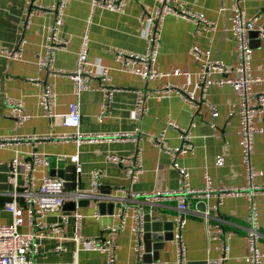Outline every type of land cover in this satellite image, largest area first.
Returning <instances> with one entry per match:
<instances>
[{
	"label": "crops",
	"instance_id": "obj_1",
	"mask_svg": "<svg viewBox=\"0 0 264 264\" xmlns=\"http://www.w3.org/2000/svg\"><path fill=\"white\" fill-rule=\"evenodd\" d=\"M32 1L34 6H48L56 0ZM183 1L195 12H202L216 23L211 32L197 35L192 22L174 15L165 17L156 67L161 72L187 71V75H169L143 81L136 75L117 69L112 48L138 53L146 50L143 19L154 7L156 0H126L124 8L114 12L99 7L91 11L90 0H66L61 35L68 39V44L66 49L55 52L48 71L39 69L38 58L44 51L46 26L52 21L49 14L45 17H34L30 29L25 33L22 60L0 57V137L13 138L11 142L0 146V222L8 223L12 220L11 214L4 209L7 194L11 191V163L15 158L28 159L33 151L43 152L50 157V166L45 169L40 167L38 176L44 173L50 175L53 167L73 166L69 157L77 154L83 170L79 175V191H88V171L93 168L102 172V194H114L121 188L136 192L176 189L179 175L172 166L173 158L152 143L153 137L165 129V143L170 147L180 145L177 131L166 125L168 118L191 129L193 152L180 154L176 160L188 169L189 183L193 189L204 188L205 173L209 175L212 187H238L244 184L241 145L237 134L239 118L237 114L228 115L236 95L227 84L214 85L203 94L196 87L198 63L188 52L193 45H198L211 59L223 62L230 70L236 63L235 40L231 30L235 6L231 0ZM26 7L27 0H0V48H13L19 43L20 23ZM242 9L247 19L255 24L264 20V0H242ZM85 33L88 37V58L109 67L111 83L117 91L114 92L111 102H108L103 120L99 122L98 115L106 101L105 95L98 89L102 80L98 77L87 79L90 89L82 92L79 97L80 123L75 127L64 126L60 116L51 119L44 116L39 95L43 83L47 82L52 86L57 95V114L66 113L68 104L77 100L73 82L66 73L76 65L77 52ZM247 60L253 75L264 76V38H259L254 32L250 34ZM57 71L61 74L55 75ZM165 84L185 87L188 93L193 94L195 106L192 107L178 91H171L159 98L150 96L145 102L147 112L139 125L146 134L137 140L119 137L120 134L133 131L136 126L132 117L136 92L155 93ZM257 88L264 89V85ZM10 98L21 100L23 110L30 115L23 124L11 115L8 106ZM254 125L264 130V114L255 115ZM75 133L90 136L79 144L73 138H30L34 135ZM137 149L141 152V172L137 180L132 181L126 177L125 169L132 164ZM108 152L122 156L123 163L116 165L106 162L105 155ZM56 157L60 159L57 160ZM252 162L256 168L264 170V131L254 135ZM20 181L22 183V178ZM187 199L189 210L185 213L182 231L187 249V264H206L208 257L218 255L219 241L211 239L208 232L215 219L211 214L208 221H205L195 209H208L217 201V197L215 194H211L209 198L190 194ZM256 201L262 234L260 248L264 252V193L258 194ZM144 208V242L150 238L151 243H154V235L164 232L165 223H173L177 203L172 198H162L158 202L145 204ZM79 210L84 215L82 233L86 236L100 235L104 225L117 221L113 212L93 218V201H88L86 206H80ZM247 213V203L242 195L229 194L221 199L218 217L221 218L223 227L233 233L228 240L230 251L226 264H247L244 260L247 251ZM55 219L56 215L50 214L45 220ZM174 227L173 224L172 231ZM23 230L29 231L30 228L23 226ZM64 234L70 235V228ZM112 238L117 263L135 264L129 231L112 235ZM55 243V240L50 239L43 241L42 259L49 262L71 261L73 243L66 241L67 251L62 253L53 251ZM148 254L145 256L148 264H173L174 245L172 241L165 242L162 249L151 250V254ZM77 260L79 264H103V255L81 251Z\"/></svg>",
	"mask_w": 264,
	"mask_h": 264
},
{
	"label": "built area",
	"instance_id": "obj_2",
	"mask_svg": "<svg viewBox=\"0 0 264 264\" xmlns=\"http://www.w3.org/2000/svg\"><path fill=\"white\" fill-rule=\"evenodd\" d=\"M235 6V11L231 18V30L235 40L236 63L228 70L221 61L211 59L204 50L193 45L189 49L190 57L198 63V81L196 87L204 94L214 85H229L236 100L231 103L228 112L229 116L235 114L239 118L237 134L241 145V163L244 171V184L238 187H212L207 173L204 174L206 184L202 189H193L190 186V174L186 167L179 164L176 160L180 154L193 152L192 132L190 128L182 127L175 121L167 119L166 125L177 131L180 145L170 147L165 143V129L158 132L152 139L154 147L171 155L173 158L172 166L177 170L179 179L178 186L173 190L136 192L126 189H119L114 194H102L100 184L102 172L100 169L93 168L88 171L89 184L88 191H79V175L82 173V165L77 154L71 155L69 160L73 164L74 177L72 188L64 186V180L57 176L44 173L37 175L40 167L50 166V157L43 152L33 151L30 157L25 160L15 158L11 163L10 184L11 191L7 194L8 198L4 203V209L11 214L12 220L8 223L0 222V264H79L77 257L79 252H98L103 255V264H119L115 258V246L112 235L128 230L131 236V249L135 255V264H148L145 259L146 251L144 243V223L145 208L147 203L158 202L162 198H172L177 203V213L173 218L174 230L172 243L174 245L175 256L173 264H187V249L183 240L182 231L185 224V213L189 210L187 195L198 194L209 198L215 194L217 201L208 209L196 212L200 213L205 221L210 215L214 216L215 222L210 225L208 232L211 239L218 240V255L208 257L206 264H226L230 251L229 238L233 235L232 231L223 227V222L218 217V207L224 195L240 194L247 203L248 213L246 216V239L247 251L244 260L247 264H262L264 252L260 248L259 212L256 196L264 193V170L258 169L252 162L254 150V135L263 130L254 125L256 114H264V85L263 75H253L248 63V50L250 47V33L256 31L259 38H264V20L255 24L247 19L242 9V0H231ZM126 0H90L91 11L97 7L109 11H119L124 8ZM66 0H56L52 5L39 4L33 5L32 0H27V7L24 17L20 23L21 38L19 43L13 48H0V57L10 60H22L26 43L25 33L30 29L34 17H45L51 15L52 21L47 24L44 51L38 58L40 70H47L51 67L55 52L58 49H66L68 39L62 37V25L65 15ZM167 15L188 20L195 26L197 35L209 33L215 29L214 20L208 19L202 12H195L192 7L187 6L183 0H156L154 7L144 16L146 50L143 53L127 51L121 48H112L114 61L117 69L122 72L136 75L143 81L155 79L169 75H187V71L175 70L171 72H161L156 67L157 54L161 41L163 21ZM61 74L60 71L54 73ZM72 80L74 95L77 100L68 104V111L64 114H57V95L52 86L45 82L42 85L39 95V103L43 108L45 117L51 119L56 116L61 117L64 126H78L80 123V104L79 97L82 92L89 90L90 86L87 79L98 77L102 84L98 89L105 95L106 101L102 104L98 121L101 122L105 116L108 102L112 100L113 94L117 91L115 85L111 83L109 67L100 65L88 58V37L87 33L82 36L81 46L77 52V60L74 69L66 73ZM34 80V79H33ZM178 91L192 107L196 102L192 93H188L183 86L175 84H165L160 86L155 93L136 92L135 101L132 107V117L136 122L133 131L118 135L121 138H132L137 140L146 133L139 125L143 115L147 112L145 104L150 96L157 98ZM10 113L20 124L30 118V115L23 110L22 101L19 99H8ZM90 135L74 134H43L34 135L30 138L41 140L50 139H75L79 144L83 139H88ZM13 140L12 137H0V146ZM60 159V157H56ZM106 162L116 165L123 163V157L108 152L105 155ZM141 172V152L137 149L133 162L125 169L126 177L135 181ZM22 178V183H21ZM1 195V194H0ZM87 199L93 201V212L91 216L98 218L102 214L99 211L100 202L114 204L113 215L117 221L106 224L102 227L100 235L86 236L82 233L83 213L79 210L78 201ZM66 201L74 202L73 210H64L63 205ZM55 214L54 221H46V217ZM23 226L30 228L24 231ZM71 230L70 235H65L64 231ZM55 240L53 251L62 253L67 251L66 241L73 243L72 260L69 262L56 261L49 262L42 259L41 248L44 240Z\"/></svg>",
	"mask_w": 264,
	"mask_h": 264
},
{
	"label": "water",
	"instance_id": "obj_3",
	"mask_svg": "<svg viewBox=\"0 0 264 264\" xmlns=\"http://www.w3.org/2000/svg\"><path fill=\"white\" fill-rule=\"evenodd\" d=\"M255 34H257L256 31H252ZM251 32V33H252ZM250 33V34H251ZM258 36V35H257ZM50 175L51 176H57L60 177L64 180V186L67 189H71L73 184H72V180L74 177V169L72 165H65L63 167H53L50 169ZM9 187V185H8ZM12 189V187H9ZM88 204V200L87 199H81L78 201V206H86ZM99 207V211L101 214H105V213H112L113 212V208H114V204L113 203H106V202H100L98 204ZM63 209L64 210H73L74 209V202L73 201H66L63 205ZM165 228H164V232H157L154 235V243H151L152 239H148L147 241L145 240V246H146V251H156L159 249H162L164 247V243L168 242V241H172L173 238V223L171 221H167L165 223ZM149 255V254H146Z\"/></svg>",
	"mask_w": 264,
	"mask_h": 264
}]
</instances>
